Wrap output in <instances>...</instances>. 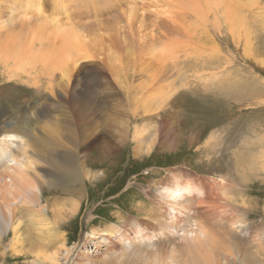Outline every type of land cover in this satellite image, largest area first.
Returning <instances> with one entry per match:
<instances>
[{
  "label": "rangeland",
  "instance_id": "1",
  "mask_svg": "<svg viewBox=\"0 0 264 264\" xmlns=\"http://www.w3.org/2000/svg\"><path fill=\"white\" fill-rule=\"evenodd\" d=\"M234 1L240 29L181 0H0V121L43 176L39 202L11 205L0 264L202 247L264 264V0ZM203 223L218 239L186 243Z\"/></svg>",
  "mask_w": 264,
  "mask_h": 264
},
{
  "label": "bare ground",
  "instance_id": "2",
  "mask_svg": "<svg viewBox=\"0 0 264 264\" xmlns=\"http://www.w3.org/2000/svg\"><path fill=\"white\" fill-rule=\"evenodd\" d=\"M181 1H182V3H180V5H181L180 9L184 10V14H185L186 18L187 17L189 18L192 15H194L196 17H200V18L205 17L206 14H208V12L211 11V12H214V14H216V16L221 15V14H226V16H228L231 19L232 23H230V24L233 26V29H240V27L243 24V21L245 22L244 16L242 14H240L238 9H237V6L242 8L241 4L236 3V5H235L234 0H181ZM192 19H193V17L191 18V20ZM186 21H187V19H186ZM190 25H189V29L191 28ZM195 27H197V26H195ZM181 33L183 36L182 38H184V37L186 38V36H187L190 38L188 40H194V36H193L194 32L191 33L190 30L184 29L183 31H181ZM188 40L185 41V39H184L183 42L184 43L191 42ZM191 44H193V43L191 42ZM11 128H12L11 124L10 125H4V122L0 121V167H1V170H0V232L4 233V234L9 229L10 222L15 215V210L11 206L12 203L16 200L21 199V198L24 199L22 201H32L33 203L39 202L40 195L38 193V188L36 185H38V184L40 185L43 181L42 180L43 176L40 173H36L35 172L36 170L34 171V169L37 166V162L34 159V155H35L34 152H32L29 149L28 139H25L24 136H23V138H21L18 134L11 133L10 132ZM17 138H19L23 142V144L21 146H23L24 148L20 149L19 152L16 150L18 155L15 156V153H13V151H12V147H14L16 145L15 143L18 140ZM5 156H6V158L8 156L11 158V161H12L11 164H4L3 163L4 162L3 159ZM39 185H38V187H39ZM186 190H187L186 188L185 189L184 188L177 189L176 187L168 188L167 189V196L170 199H172L173 200L172 202H174L176 205H178V206L182 205L185 207L186 206L189 207L190 203H192L191 199H193V198H190L186 195V193L191 192L189 190L188 192L185 193L184 191H186ZM200 203H202V201ZM191 205L193 206V203ZM190 208H192V207H190ZM187 209H189V208H187ZM177 211H178V209H177ZM183 213H184V211H183ZM183 216H184V214H183ZM172 218L178 219V216L176 214H173ZM174 221L177 222V220H174ZM179 221L180 220H178V223H179ZM204 223L201 224L199 233L196 235L197 232H195V235H192L191 240L189 238H185L187 241L186 243L191 242L194 244L195 242H197V243L201 244V246H202L204 243L208 242L210 240V238L214 239V241H216L218 239L217 237H215V235H217V234L214 235L212 227L210 226V228L207 229ZM174 227H176V226L171 225V228H174ZM108 228H110V227H108ZM180 228H181V226H180ZM12 230H13V232H16L17 226H14ZM177 230H178V228H177ZM103 232H106V231L104 230ZM92 234L93 233H91L89 235H92ZM184 235H186L185 237L189 236L187 233H185ZM211 243H212L211 245H213L215 242L212 241ZM33 246H36V247L42 246L43 250L46 249V247H47L46 244L41 245L40 243H35V242H34ZM203 249H204L203 247H202V250L197 248L196 252H189V253H186L184 255H178V256L173 255L174 253L170 254L169 255L170 260L167 262V264H231L232 263L231 261H229L228 257H223V256L221 257L220 254H216V251L213 250L214 247L212 249L210 248V250H207L206 252L203 251ZM143 251L144 250L139 249V248H136L133 251H129V252L125 251L124 254H126V256H125L126 258L124 257L125 259H121V258L117 259L116 264H142L143 260L145 262H147L146 264H152V263L153 264H161L160 263L161 259L156 254L152 255V253H149L148 260H145V258L143 256ZM16 252H18V251H16ZM128 253L132 257L129 256ZM2 255H4V254H2ZM0 256H1V254H0ZM142 256H143V260L141 258ZM146 256H147V254H146ZM48 258L53 263L58 262V258L56 256V254L51 255ZM149 261H152V262H149Z\"/></svg>",
  "mask_w": 264,
  "mask_h": 264
}]
</instances>
